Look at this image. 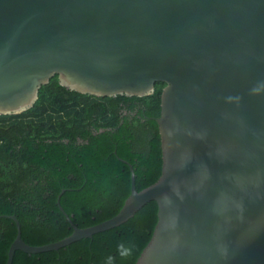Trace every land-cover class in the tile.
<instances>
[{
    "label": "water",
    "instance_id": "95a60500",
    "mask_svg": "<svg viewBox=\"0 0 264 264\" xmlns=\"http://www.w3.org/2000/svg\"><path fill=\"white\" fill-rule=\"evenodd\" d=\"M54 75L94 96L164 82L160 174L137 190L120 158L130 193L86 227L62 189L73 230L46 244L5 215L17 228L5 264L118 226L150 200L157 220L135 264H264V0H0V114L32 107Z\"/></svg>",
    "mask_w": 264,
    "mask_h": 264
},
{
    "label": "trees",
    "instance_id": "16d2710c",
    "mask_svg": "<svg viewBox=\"0 0 264 264\" xmlns=\"http://www.w3.org/2000/svg\"><path fill=\"white\" fill-rule=\"evenodd\" d=\"M163 86L155 82L154 91L145 96H94L65 88L54 75L39 88L32 107L0 114V264L6 263L17 232L5 215L17 217L26 243L42 245L72 232L64 212L76 226L86 227L119 211L130 193V169L120 158L132 164L137 190L158 178L161 151L155 117ZM123 99L144 108L127 126L118 125V102ZM94 116L95 131L100 126L105 130L92 134ZM77 134L89 143L74 144ZM80 146L76 159H67L68 151ZM62 189L59 203L64 212L57 204ZM156 213V202L150 200L120 225L56 250H15L11 264H105L109 254L115 256L114 264H135L151 237ZM121 240L133 246L127 259L116 253Z\"/></svg>",
    "mask_w": 264,
    "mask_h": 264
},
{
    "label": "flooded vegetation",
    "instance_id": "af4514ba",
    "mask_svg": "<svg viewBox=\"0 0 264 264\" xmlns=\"http://www.w3.org/2000/svg\"><path fill=\"white\" fill-rule=\"evenodd\" d=\"M127 96V95H125ZM119 113H120V118H119V122H118V125L121 126V125H125L127 126L129 123H132L134 121V119L136 118H140L141 117V114L143 113L144 111V108L141 107V105L137 104V105H132L131 102L129 101H125L124 99L123 100H119ZM95 118V116H94ZM156 118V117H155ZM142 121H144V119H141ZM96 124V118L92 121V123L89 125V130L91 131L92 134H95L96 132H102L105 130L104 127L100 126L99 127V130L98 131H95V125ZM111 127H109L108 129H110ZM114 128V126L112 127V129ZM115 129V128H114ZM75 141V142H74ZM72 141L74 144L76 145H82V144H86V143H89V140H87L85 138V136H83L82 134H77L76 137H75V140ZM65 143H69V139H66L64 141ZM81 146L79 148H73L72 150L74 151L73 153H70V151H68V157L67 159H76V157L74 156V153L78 155V152H80L81 150ZM77 152V153H76ZM115 153V151H114ZM128 162V161H127ZM131 167H132V164L130 162H128ZM78 165L80 166L81 164L78 163ZM130 169V168H129ZM133 169V167H132ZM134 171V170H133Z\"/></svg>",
    "mask_w": 264,
    "mask_h": 264
},
{
    "label": "clouds",
    "instance_id": "9594fccd",
    "mask_svg": "<svg viewBox=\"0 0 264 264\" xmlns=\"http://www.w3.org/2000/svg\"><path fill=\"white\" fill-rule=\"evenodd\" d=\"M259 89L254 88L253 91H258ZM229 99H232L231 97H229ZM237 99H239L237 97ZM116 253L119 257H121L122 259H127L128 257L132 256L133 254V246L124 240H121L117 245H116ZM115 261V256L109 254L106 257L105 260V264H114Z\"/></svg>",
    "mask_w": 264,
    "mask_h": 264
}]
</instances>
